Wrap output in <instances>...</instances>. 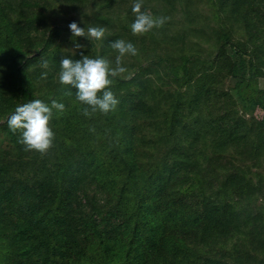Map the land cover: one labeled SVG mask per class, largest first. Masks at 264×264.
I'll use <instances>...</instances> for the list:
<instances>
[{"label":"trees","instance_id":"obj_1","mask_svg":"<svg viewBox=\"0 0 264 264\" xmlns=\"http://www.w3.org/2000/svg\"><path fill=\"white\" fill-rule=\"evenodd\" d=\"M65 1L0 0V135L7 141L0 149V264H264V177L255 182L247 165L264 152V123L253 118L249 126L224 89L228 75L264 64V0H211L219 18L211 55L185 34L181 49L157 54L168 21L162 33L129 34L124 27L135 16L124 0H70L92 9L86 28L108 31L101 41L79 37L84 49L67 55L56 27L42 21L52 3ZM143 3L155 17L169 12L158 0ZM34 22L45 23L43 35L30 40ZM240 28L247 39L234 37ZM118 39L132 42L140 59L124 57L128 72L111 87L116 109L84 117L77 90L59 82L60 61L104 57L114 66L110 45ZM42 57L50 69L40 66ZM163 66L184 93L158 86ZM34 99L66 109L53 110L54 147L43 155L25 151L7 123ZM209 100L210 119L198 115L187 126ZM164 104L169 109L157 114ZM147 149L156 158L143 159Z\"/></svg>","mask_w":264,"mask_h":264},{"label":"rangeland","instance_id":"obj_2","mask_svg":"<svg viewBox=\"0 0 264 264\" xmlns=\"http://www.w3.org/2000/svg\"><path fill=\"white\" fill-rule=\"evenodd\" d=\"M162 6L161 9L164 11L169 10V12H164L166 17H170L168 20V29L165 30L164 28H156L154 31L156 33H162L164 30L166 31L165 36H161L159 39H156V45L158 47L157 54L161 53L162 55L167 54V50L172 51L173 48L176 50L181 49V42L179 41L183 34H185V39L188 42H195L199 44L197 47L205 55H211L217 50V46L215 41L211 36L212 29L218 26L219 18L215 12L216 3H212L211 0H158ZM216 1V0H214ZM44 2V1H43ZM79 3V2H78ZM83 3V1L81 2ZM154 3H157L156 1ZM129 9L133 5V0H124L122 3V7L124 6ZM49 8H47L46 12H44L43 22H46L51 27H56L57 32L59 33L57 41L60 44H63L64 52L67 55L76 54L79 50H83V44L85 40H81L79 38H74L71 30L69 29V24L72 22H76L80 27H83L85 30L87 29L85 25H83L86 21L91 22L92 18V9L88 6H84V12L79 8L80 6L77 2L72 3L70 0H66L65 2H57L56 4L52 3ZM83 5V4H82ZM81 5V7H82ZM152 5V4H151ZM73 7H78L73 8ZM163 7V8H162ZM120 8H117V10ZM150 11V10H149ZM113 13L117 11H112ZM127 13V10L124 11ZM151 12V11H150ZM11 16V14H10ZM45 20V21H44ZM133 20L130 18V21ZM167 22V21H166ZM200 22V25L197 23ZM120 24V23H119ZM45 23H37L34 22L32 24V29H30V34L26 36V38L32 40L35 37L42 38L43 27ZM165 27V25H164ZM210 27V28H209ZM120 28V27H119ZM200 29L206 31L208 34L205 36L198 37L194 29ZM124 29L129 33L132 34L130 30V25L126 24ZM163 30V31H162ZM125 31V32H126ZM126 32V33H127ZM237 39H247V36L244 35V30L242 28L237 30V33L234 34ZM79 44L81 47L77 48L76 45ZM187 45V44H186ZM255 45H251L249 49L254 48ZM183 48H185L183 46ZM227 54L236 57L238 54L237 49L234 47H227L226 48ZM179 53V52H175ZM156 54V55H157ZM136 57V56H134ZM134 57L129 58L125 56V60L128 63H131L134 60ZM128 58V59H126ZM140 59V56H137ZM245 63L248 62V56H244ZM193 63V62H192ZM180 64L177 62L175 64V73L178 75L181 73ZM164 65V64H163ZM206 65V64H204ZM259 69H254L251 72H246V76H234L233 74L228 75L224 80V89L228 91L236 101L235 108L238 111V116L244 117L249 122V126L252 125V119L255 118L258 121L264 123V110L261 107V104L264 103V64H259ZM204 68V66L198 68L200 71ZM160 77L161 81L157 82L163 84L162 89L167 93L169 92L172 95H177L178 92L184 93L185 87H179L176 83L172 82V79L166 75L165 66L160 68ZM196 82V81H195ZM194 82L193 88H196V83ZM192 93V92H191ZM214 94H212L211 98ZM202 106L195 112L193 117H188L184 120L187 126H192L194 124L193 119L198 115H203L204 117L210 119V112L213 109L209 108L210 100L208 102L201 101ZM169 107L167 105H162V107L156 108L157 114H161L167 111ZM203 111V113L199 111ZM209 112V113H207ZM212 119V117H211ZM205 120V119H204ZM203 121V120H202ZM2 122H5L3 120ZM1 123V122H0ZM204 123V121H203ZM209 127V125H208ZM153 128V127H152ZM206 123H205V127ZM143 132H145L143 130ZM146 134V133H144ZM157 137V136H156ZM254 139V138H252ZM251 140H247V144H249ZM175 145V143H171ZM7 146V141L4 139L3 136L0 135V149L5 148ZM148 150H142L141 152L144 153L143 159L149 158H156V155L152 152V150L147 152ZM11 159V155L9 156ZM247 165H250V170L248 172V176L254 179L256 182L257 177L262 174L260 177H264V152L261 154L259 159L247 161ZM245 207H247L245 205ZM130 261L133 260V256L129 257ZM152 261V260H151ZM149 264H152V262Z\"/></svg>","mask_w":264,"mask_h":264},{"label":"clouds","instance_id":"obj_3","mask_svg":"<svg viewBox=\"0 0 264 264\" xmlns=\"http://www.w3.org/2000/svg\"><path fill=\"white\" fill-rule=\"evenodd\" d=\"M143 8V0H136L131 9L135 19L130 24V30L135 36H143L153 29L161 28L170 19L164 16L155 17ZM68 27L74 38L85 37L90 41L103 40L108 31L102 26H89L85 30L76 22L70 23ZM76 47L81 46L77 44ZM110 47L118 53L114 66L112 61L104 57L84 56L82 60L64 58L60 61L59 82L77 90L76 99L84 106L82 108L84 117L91 118L96 113L106 115L116 109L119 100L111 87L115 78L123 77L128 72L123 63L124 57L139 54L138 48L124 39L115 40ZM40 66L43 69H50V61L42 57ZM47 77L48 72H43L41 79L46 80ZM53 110L61 114L66 111L65 105L56 100H52L49 105L40 99H34L16 107L7 123L12 132L21 133L19 143L24 146L25 151H35L43 155L54 147L55 132L51 126Z\"/></svg>","mask_w":264,"mask_h":264}]
</instances>
